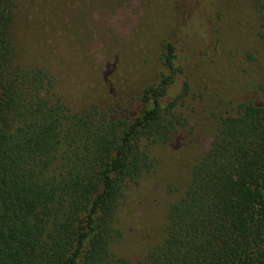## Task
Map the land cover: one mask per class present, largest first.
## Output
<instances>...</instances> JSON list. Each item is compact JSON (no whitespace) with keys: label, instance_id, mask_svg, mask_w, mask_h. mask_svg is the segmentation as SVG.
<instances>
[{"label":"trees","instance_id":"obj_1","mask_svg":"<svg viewBox=\"0 0 264 264\" xmlns=\"http://www.w3.org/2000/svg\"><path fill=\"white\" fill-rule=\"evenodd\" d=\"M234 5L162 0L159 72L128 96L20 62L17 1L0 0V264H264V0ZM198 71L223 82L214 132L160 240L131 257L120 210L153 149L196 123Z\"/></svg>","mask_w":264,"mask_h":264},{"label":"rangeland","instance_id":"obj_2","mask_svg":"<svg viewBox=\"0 0 264 264\" xmlns=\"http://www.w3.org/2000/svg\"><path fill=\"white\" fill-rule=\"evenodd\" d=\"M16 1L15 36L23 64H53L64 80L76 79L90 88L106 80L109 88L128 96L156 80L160 42L169 33L160 24L162 0ZM214 2L221 12L235 6L234 0ZM193 61L190 56L187 64ZM258 71L264 75L260 63ZM207 75L202 81L198 71L193 78L196 95L205 103L193 116L192 130L173 145L156 146V172L127 193L120 210L121 253L137 258L160 240L167 206L179 196L189 168L208 145L217 113L210 105L223 82L217 74Z\"/></svg>","mask_w":264,"mask_h":264}]
</instances>
